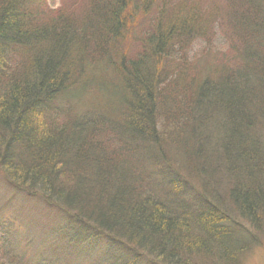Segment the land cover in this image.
<instances>
[{"label": "trees", "instance_id": "16d2710c", "mask_svg": "<svg viewBox=\"0 0 264 264\" xmlns=\"http://www.w3.org/2000/svg\"><path fill=\"white\" fill-rule=\"evenodd\" d=\"M0 182L108 264H233L264 226V0H0Z\"/></svg>", "mask_w": 264, "mask_h": 264}, {"label": "rangeland", "instance_id": "374dc122", "mask_svg": "<svg viewBox=\"0 0 264 264\" xmlns=\"http://www.w3.org/2000/svg\"><path fill=\"white\" fill-rule=\"evenodd\" d=\"M46 2L52 7H57L61 0H46ZM200 43L193 44L189 52V56L194 55L191 59L203 52L201 47L204 43ZM62 104L68 106L66 101ZM78 107L81 109L79 116L83 113L92 117L97 114V111L94 108L91 109L86 101H81ZM63 110L64 112L68 110L73 114L78 111L75 105ZM196 183L203 184L201 179H197ZM215 183L222 185L218 180ZM204 184L207 186L206 183ZM210 188L214 190L213 194L220 199V204H218L220 208L224 212L227 210L226 213L231 215L235 223L243 225L237 232L238 236L247 237L248 229L251 227L241 218L237 208L229 205L218 192L222 188L216 185H210ZM58 210H61V207L56 201L26 199L22 193H14L0 182V260L12 264H70L71 259L78 256V264H108L107 260L110 256L116 255L121 260L124 259L121 253H117L120 252L121 243L113 242L110 238L107 241L102 237L96 244H92V238H100L101 234L92 235L93 229L88 225L84 226V230L79 228L76 231L74 228L77 227L76 225H72L74 227L71 228L67 219L62 220L58 217ZM252 231L260 242L254 243L249 249L246 247L238 255L234 253L233 264H246L251 250L256 246H264V226L261 230ZM75 235L77 239L86 237L78 248L70 242ZM9 254L12 260L9 259Z\"/></svg>", "mask_w": 264, "mask_h": 264}, {"label": "clouds", "instance_id": "9594fccd", "mask_svg": "<svg viewBox=\"0 0 264 264\" xmlns=\"http://www.w3.org/2000/svg\"><path fill=\"white\" fill-rule=\"evenodd\" d=\"M246 264H264V246H256L249 253Z\"/></svg>", "mask_w": 264, "mask_h": 264}]
</instances>
